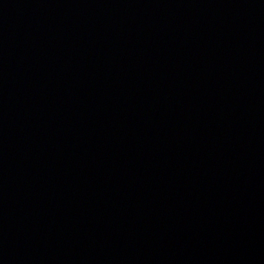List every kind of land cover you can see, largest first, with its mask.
I'll use <instances>...</instances> for the list:
<instances>
[{
  "label": "water",
  "instance_id": "1",
  "mask_svg": "<svg viewBox=\"0 0 264 264\" xmlns=\"http://www.w3.org/2000/svg\"><path fill=\"white\" fill-rule=\"evenodd\" d=\"M0 264H264V0H0Z\"/></svg>",
  "mask_w": 264,
  "mask_h": 264
}]
</instances>
